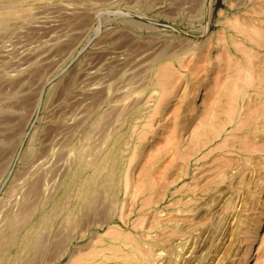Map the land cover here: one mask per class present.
<instances>
[{
	"label": "rangeland",
	"instance_id": "374dc122",
	"mask_svg": "<svg viewBox=\"0 0 264 264\" xmlns=\"http://www.w3.org/2000/svg\"><path fill=\"white\" fill-rule=\"evenodd\" d=\"M3 5L23 11L0 23V230L142 110L114 187L65 199L19 264H264V0Z\"/></svg>",
	"mask_w": 264,
	"mask_h": 264
},
{
	"label": "bare ground",
	"instance_id": "6f19581e",
	"mask_svg": "<svg viewBox=\"0 0 264 264\" xmlns=\"http://www.w3.org/2000/svg\"><path fill=\"white\" fill-rule=\"evenodd\" d=\"M2 1V0H1ZM6 1V0H5ZM14 2L15 0H7ZM32 2V1H31ZM30 2V3H31ZM191 3V2H190ZM17 7V6H16ZM23 10L15 9L11 5L0 6V23L2 20H7L21 13ZM6 26V25H5ZM248 33V32H247ZM166 50V49H165ZM167 56V55H166ZM117 61V60H116ZM251 63V62H250ZM152 66V65H151ZM239 69V68H238ZM168 71V70H167ZM140 73V72H139ZM136 75V74H135ZM138 75V74H137ZM149 75V74H148ZM143 76V75H142ZM139 77V75H138ZM240 77V76H239ZM238 77V78H239ZM241 78V77H240ZM148 79V78H147ZM145 80V79H144ZM238 81V80H237ZM247 83V82H246ZM135 84V83H133ZM154 84V83H153ZM103 90V89H102ZM94 94V93H93ZM148 96L146 102L150 99ZM96 97V96H95ZM103 97V96H102ZM17 99V98H16ZM29 99V98H28ZM91 99V98H90ZM115 99V98H114ZM21 100V99H20ZM101 100V99H100ZM103 100V99H102ZM135 100V99H134ZM131 100L130 102L134 101ZM29 101V100H27ZM19 102V101H18ZM138 102V101H137ZM17 103V102H15ZM31 103V102H30ZM136 103V102H135ZM17 105V104H16ZM27 105V104H26ZM122 105V104H121ZM120 105V106H121ZM2 106V105H1ZM19 106V105H18ZM29 107V106H28ZM115 108V106H113ZM119 107V105H118ZM116 109H119V108ZM113 108V109H114ZM131 108V107H130ZM112 109V110H113ZM130 110V109H129ZM26 111V110H25ZM111 111V110H110ZM141 107L135 109L129 115V119L125 123L124 134L112 140L107 148L103 149L99 156H95L92 160H87L84 154L80 151L74 159L73 169L69 172L67 178L59 187L58 197L52 201H46L41 197V180L33 182L29 192L34 197V202L24 206L20 219L9 222L7 230H0V264H19L18 257L29 259L38 252L41 253L40 247L46 239L44 236H49L54 227L56 219H65L70 221V210H67L64 205L65 199L73 198L77 203H88L92 199L93 189L101 185L109 190L114 187L119 179L120 168L123 163V158L128 155L131 148L129 143L133 139V135L137 128V118L141 117ZM108 112V111H107ZM113 112V111H111ZM116 112V110H114ZM24 115V114H23ZM115 115V114H114ZM126 115V114H125ZM234 115V114H233ZM4 116V115H3ZM153 116V115H152ZM11 117V116H10ZM115 117V116H113ZM1 118V117H0ZM4 118V117H2ZM7 118V117H6ZM105 118V117H104ZM5 119V118H4ZM11 119V118H10ZM111 119V118H110ZM109 120V119H108ZM8 121V120H7ZM15 121V120H14ZM13 121V122H14ZM79 121V120H78ZM113 121V120H112ZM80 122V121H79ZM82 122V121H81ZM12 123V122H11ZM23 123V122H22ZM75 123V122H74ZM24 124V123H23ZM79 124V123H78ZM18 126V124H17ZM79 126V125H78ZM5 129V128H4ZM88 129V128H87ZM115 129V128H114ZM107 130V129H106ZM105 130V131H106ZM113 131V130H112ZM15 133V132H14ZM104 133V132H103ZM13 134V133H12ZM11 136V135H10ZM47 136V135H46ZM8 137V136H7ZM104 137V136H103ZM44 138V137H43ZM6 139V138H5ZM68 139V138H67ZM71 140V139H70ZM82 140V139H81ZM17 142V141H16ZM32 142V141H31ZM99 144V143H98ZM12 145V144H11ZM62 146V145H61ZM99 146V145H98ZM0 144V149L1 148ZM94 147V146H93ZM46 148V147H45ZM96 148V147H95ZM41 149V148H40ZM10 150V149H9ZM94 150V149H93ZM6 151V150H5ZM41 151V150H40ZM1 152V151H0ZM48 152V151H46ZM42 153V152H41ZM90 153V152H89ZM9 155V153L7 154ZM60 155V154H59ZM4 156V155H3ZM24 156V155H23ZM11 157V156H10ZM60 157V156H59ZM8 158V157H7ZM23 159V158H22ZM62 159V158H61ZM4 160V159H3ZM72 161V160H71ZM67 162V161H66ZM72 163V162H71ZM70 163V164H71ZM131 163V162H130ZM72 165V164H71ZM70 165V166H71ZM5 166V165H4ZM130 166V165H129ZM30 167V166H29ZM40 167V166H39ZM59 167V166H58ZM2 168V167H1ZM49 168V167H48ZM60 168V167H59ZM58 168V169H59ZM90 171L86 173V169ZM22 169V168H21ZM65 169V168H64ZM25 170V169H24ZM49 170V169H47ZM56 170V168H55ZM128 169H126L127 171ZM37 171V170H36ZM66 171V170H65ZM34 173V172H33ZM45 173V172H44ZM47 173V172H46ZM53 173V172H52ZM57 173V172H56ZM127 173V172H126ZM42 174V173H41ZM52 175V174H51ZM55 175V174H54ZM40 177V176H39ZM42 180L43 177H42ZM59 180V179H58ZM33 181V180H32ZM61 181V180H60ZM39 182V184H38ZM125 182V181H124ZM32 183V182H31ZM41 183V184H40ZM126 183V182H125ZM100 186V187H101ZM57 187V186H56ZM27 188V187H26ZM27 190V189H26ZM97 190V189H96ZM28 191V190H27ZM93 191V192H92ZM116 191V190H115ZM101 193V192H100ZM115 193V192H114ZM117 193V192H116ZM143 194V193H142ZM97 195V194H96ZM107 195V194H106ZM114 195V194H113ZM116 195V194H115ZM98 196V195H97ZM31 199V198H30ZM102 199V197H101ZM100 200V199H99ZM109 202V201H108ZM32 203V204H31ZM29 204V203H28ZM92 204V203H91ZM83 205V204H82ZM13 206V205H12ZM100 206V205H99ZM97 205V207H99ZM83 207V206H82ZM107 208V206H106ZM88 209V208H87ZM96 209V208H95ZM22 210V208H21ZM20 210V211H21ZM11 212V211H10ZM92 212V211H91ZM93 213V212H92ZM100 216V215H99ZM104 216V215H103ZM72 218V217H71ZM99 218V217H98ZM102 218V216H101ZM14 219V218H13ZM79 219V217H78ZM77 219V220H78ZM91 220V218L89 219ZM102 220V219H101ZM78 222V221H77ZM101 222V221H100ZM64 223V222H63ZM62 224V223H61ZM91 224V223H90ZM89 225V224H88ZM60 229V228H59ZM71 229V228H70ZM64 231V230H63ZM57 232V231H56ZM62 233V232H61ZM60 233V234H61ZM65 233V232H64ZM70 233V232H69ZM64 236V235H63ZM65 237V236H64ZM62 239V238H61ZM64 240V239H63ZM44 241V242H43ZM65 241V240H64ZM56 241H54L55 243ZM58 242V241H57ZM56 242V243H57ZM60 242V241H59ZM55 243V244H56ZM64 243V242H62ZM49 245V244H48ZM14 248L18 254L16 260L12 261L8 256V248ZM42 248V247H41ZM93 250V249H92ZM50 251V250H49ZM53 251V250H51ZM118 252V251H117ZM15 253V254H16ZM57 254V253H56ZM40 255V254H39ZM38 255V256H39ZM38 257L37 255H35ZM34 256V257H35ZM52 257V256H51ZM33 258V257H32ZM15 259V258H14ZM37 259V258H36ZM77 259V258H76ZM74 261V259H73ZM34 262V261H33ZM36 262V261H35ZM80 262V260H78ZM38 263V262H37ZM39 264V263H38Z\"/></svg>",
	"mask_w": 264,
	"mask_h": 264
}]
</instances>
